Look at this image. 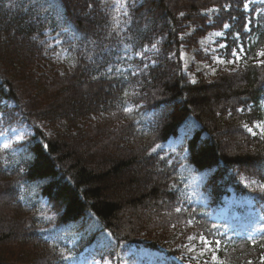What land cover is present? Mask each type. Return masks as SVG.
I'll return each instance as SVG.
<instances>
[{"label": "trees", "instance_id": "obj_1", "mask_svg": "<svg viewBox=\"0 0 264 264\" xmlns=\"http://www.w3.org/2000/svg\"><path fill=\"white\" fill-rule=\"evenodd\" d=\"M255 1L129 0L114 31L113 0H0V131L32 132L0 152V264H75L85 252L121 263L188 223L221 240L222 264H264V138L244 128L264 121ZM225 23L244 65L191 83L183 51ZM51 37L63 73L42 68ZM136 166L150 179L139 191L126 176ZM113 185L128 192L114 198ZM233 195L261 210L262 222L249 219L254 244L212 220Z\"/></svg>", "mask_w": 264, "mask_h": 264}, {"label": "rangeland", "instance_id": "obj_2", "mask_svg": "<svg viewBox=\"0 0 264 264\" xmlns=\"http://www.w3.org/2000/svg\"><path fill=\"white\" fill-rule=\"evenodd\" d=\"M113 1L115 3L117 2V0ZM257 2H264V0H258ZM112 10L114 16H120L123 11L121 10V13L117 14L114 11V7ZM245 11L248 12L249 7L245 8ZM210 13L212 12H204V14ZM246 26L245 32L250 34V31L247 30L250 29L249 24ZM227 29L228 27L224 31L210 32L205 37L198 39L197 46L192 45L183 51L182 60L184 62V70L192 83H197L200 77L204 78L209 83H212L217 79L221 71H236L244 65L245 51L240 53L241 59L237 60L235 63L228 62L229 60L234 59V57L230 55L234 48L229 49V45L223 41L225 38L224 32L227 31ZM193 31L194 30L191 28L187 35H190ZM218 33L222 34L218 35ZM250 36L247 38L251 39L253 37ZM53 40V37L49 38L48 61L42 66V68L48 73H51V71L54 70L63 73L66 67L65 63L67 61V57L64 52L59 49H55L60 44V42ZM223 45H227V47L225 48ZM235 50L237 52L240 51V49ZM260 51H264V46L258 52ZM256 58L258 62L260 60H264V57L257 56ZM257 125H259V127H257ZM61 126L65 127V124L63 123ZM248 127H251L256 133V135H253L252 133L248 132L249 134L264 138V134H261V129L264 128V121L254 122L253 125H248ZM15 129L17 132L23 134V140L17 141L15 133H13L11 130H8L5 133L12 138L9 141L10 147L23 142L32 133L31 129L25 126ZM224 139H226V137H224ZM3 142L4 138L0 137V144ZM3 150L4 149L0 147V152ZM129 175L130 178H134L136 180L135 186H132L131 188L133 191H139L146 186L147 182L150 181L148 177H145L140 166H136L130 170L126 176L128 177ZM243 185H247V183L243 182ZM113 186L115 188L112 189V192H110V196L114 198L117 196H124L128 192V188L126 187H122L120 185ZM237 207L246 209L244 211L245 214L242 215L241 212L238 211ZM249 219L253 221L262 220L261 210L256 208L255 203L247 197L236 198L233 196L227 202V206L224 209L218 211L212 220L218 225L221 223H226L231 230L235 229L237 233H242V231L247 232L246 238H248L250 233L254 235V239L258 238L256 233L250 232L251 229L248 225L250 223ZM253 221H251V223H253ZM169 231L170 232L168 234H162V231H158V233H156L153 238H151V241L157 244V247L160 249V253L147 249L138 250L133 248L124 256V259L121 263L111 261V264H165L164 255L168 252H176V255L173 256V260L177 264H205V262H207V264H222L223 259L220 257V250L222 246L217 250L215 243H213L210 249L206 248L199 239L202 234L197 233L198 230L191 223L185 224L181 228L173 230L171 228ZM189 237H195V239L189 240ZM192 246H195V251L189 250ZM202 249L203 254H201ZM214 255L218 259H214ZM181 257H184V259H181ZM258 259L259 263H264V252L258 255ZM93 260L95 259H93L92 256L83 255L75 264H93ZM96 261H99L100 264H103V261Z\"/></svg>", "mask_w": 264, "mask_h": 264}, {"label": "snow or ice", "instance_id": "obj_3", "mask_svg": "<svg viewBox=\"0 0 264 264\" xmlns=\"http://www.w3.org/2000/svg\"><path fill=\"white\" fill-rule=\"evenodd\" d=\"M132 2L135 3V0H132ZM128 4H129V0H117V2L114 5V11L117 14H119V13H121V10H123V14L125 16H127L128 15V13H127ZM244 7L247 8L248 5L245 4ZM209 11H218V9H216V10H209ZM181 15H183V13H181ZM113 20L116 21V25L113 28V30L115 31L116 30V27H118L119 24H120L119 15L113 16ZM249 23H250V21H249ZM223 27L227 28V27H229V25L225 23L223 25ZM247 30L250 31L251 29H247ZM220 34H222V33H218V35H220ZM153 47H155V45H153ZM223 47L226 48L227 45H223ZM238 47H239L240 51L237 52L234 49L231 52L230 55L232 57H234V59L229 60L228 61L229 63H235L237 60L241 59L240 53H242L244 51V47H243L242 44L241 45H238ZM138 55H141V54L138 53ZM257 56L258 57H264V51L258 52L257 53ZM221 62H223V61H221ZM259 62L261 64H264V60H260ZM125 111H129L130 112L131 109L126 108ZM241 111H243V109H241ZM8 119H9V116L8 115H6L4 112H0V124H3V122L6 121V120H8ZM244 127L247 129L248 132L252 133L253 135H256V133L253 131V129L251 127H248V125H244ZM257 127H259V125H257ZM11 131L13 133H15V137H16V140L17 141L23 140V134L22 133L17 132V130L15 128H12ZM261 134H264V128L261 129ZM0 137H3L4 138V142L2 144H0V147H2L4 150L9 149L10 148L9 141L12 138L9 137L4 131H0ZM153 151H155V149H153ZM253 183H255V181H253ZM245 186L247 187L248 185H245ZM175 210H176V212H180L181 211V208L180 207H177ZM213 227H215V225H213ZM261 230H264V229H261ZM217 231H219V229H217ZM108 236L111 238L112 234L111 233H108ZM52 239H53V241H55L56 240V237H53ZM193 239H195V237H189V240H193ZM199 239H200V242L206 248H209V249L211 248V246H212L213 243H215L217 250L222 246L220 240L212 241V240H209L207 237H205L203 235H201L199 237ZM248 239L252 240L253 244L255 243V239H254V235L253 234L250 233L249 236H248ZM110 246L113 247V248L115 247L114 244H110ZM189 250L190 251H195V246H192ZM201 254H203V249L201 250ZM61 256H62V259H64L65 261H72L73 259H75L71 255H65L64 254V249H61ZM181 259H184V257H181ZM214 259H218V258H216L215 255H214ZM102 260H103V264H111V260L110 259H107V258L102 257ZM93 264H100V262L99 261H96V260H93ZM205 264H207V262H205ZM248 264H251V261H249Z\"/></svg>", "mask_w": 264, "mask_h": 264}]
</instances>
